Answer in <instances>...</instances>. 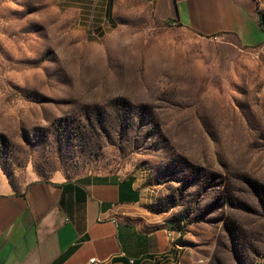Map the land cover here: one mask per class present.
I'll return each mask as SVG.
<instances>
[{
	"label": "rangeland",
	"instance_id": "obj_1",
	"mask_svg": "<svg viewBox=\"0 0 264 264\" xmlns=\"http://www.w3.org/2000/svg\"><path fill=\"white\" fill-rule=\"evenodd\" d=\"M111 2L0 0V191L132 175L153 264H264V42Z\"/></svg>",
	"mask_w": 264,
	"mask_h": 264
},
{
	"label": "crops",
	"instance_id": "obj_2",
	"mask_svg": "<svg viewBox=\"0 0 264 264\" xmlns=\"http://www.w3.org/2000/svg\"><path fill=\"white\" fill-rule=\"evenodd\" d=\"M146 1L159 20L198 36H231L245 47L264 42L255 0ZM2 189L0 264H137L170 252L160 231L147 227L153 220L132 175L35 180L20 191Z\"/></svg>",
	"mask_w": 264,
	"mask_h": 264
},
{
	"label": "built area",
	"instance_id": "obj_3",
	"mask_svg": "<svg viewBox=\"0 0 264 264\" xmlns=\"http://www.w3.org/2000/svg\"><path fill=\"white\" fill-rule=\"evenodd\" d=\"M215 38H218V37H215ZM119 256H123V255L120 253ZM155 259H156V257H152V258H150L148 260H145V261L141 262V264H144V262H146V261H148L149 264L156 263V260ZM91 261H92V263H95V260L94 259L91 260ZM129 264H135V262L131 260V261H129ZM158 264H159V262H158Z\"/></svg>",
	"mask_w": 264,
	"mask_h": 264
},
{
	"label": "trees",
	"instance_id": "obj_4",
	"mask_svg": "<svg viewBox=\"0 0 264 264\" xmlns=\"http://www.w3.org/2000/svg\"><path fill=\"white\" fill-rule=\"evenodd\" d=\"M137 264H141V262H138Z\"/></svg>",
	"mask_w": 264,
	"mask_h": 264
},
{
	"label": "water",
	"instance_id": "obj_5",
	"mask_svg": "<svg viewBox=\"0 0 264 264\" xmlns=\"http://www.w3.org/2000/svg\"><path fill=\"white\" fill-rule=\"evenodd\" d=\"M262 17H264V15H263ZM263 22H264V21H263Z\"/></svg>",
	"mask_w": 264,
	"mask_h": 264
}]
</instances>
